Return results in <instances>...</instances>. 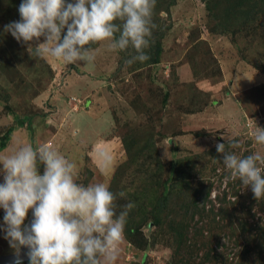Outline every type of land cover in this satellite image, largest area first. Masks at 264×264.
<instances>
[{
    "label": "rangeland",
    "instance_id": "1",
    "mask_svg": "<svg viewBox=\"0 0 264 264\" xmlns=\"http://www.w3.org/2000/svg\"><path fill=\"white\" fill-rule=\"evenodd\" d=\"M5 5L3 1V10ZM206 13L198 0H179L169 14L160 13L170 29L162 42L160 62L150 67L149 71L140 68L137 63H125L119 69L122 60L120 51H109L107 41L98 42L93 64H76L80 66V71L71 72L70 79L76 82L71 87L65 82L69 81L67 74L73 65L65 66L63 61L51 57L41 58L40 61L30 57L28 52V56L19 54L18 59L12 56L10 62L17 70L13 83L23 87L27 84L26 80L31 79L34 90H17L2 75L0 87L1 84L11 87L8 94L14 110L19 100H32L35 105L33 110L38 115L34 118L37 125L31 124L34 128H27L20 124L18 129L17 121L7 114L5 103L0 98V138L12 126L20 131L19 135H23L20 140L14 138L10 142V149L0 152V156L10 154L16 149L14 146L20 143L34 144V147L49 145L75 162L79 183L104 182L110 185L117 167L126 158L120 137L139 125H150L152 127L149 126L148 130L156 133V151L163 167L152 175L150 166H145L143 175L147 178L141 171V175L136 176L150 181H156L161 176L163 181H167L173 174L175 162L196 157L195 160L205 169L194 171L200 174V178L191 179V182L194 185L208 183L212 187L213 199L214 194L227 183V175H231L218 158L213 169L215 160L212 155L217 154L214 153L217 143L237 141L241 148L239 153H235L241 157L257 152L264 155V144L257 143L254 138L255 122L264 128V15L254 26L251 25L247 36L242 32L232 37L230 34L208 33L207 25L210 24H207ZM2 28L0 25V34ZM197 38L207 42L215 58L208 59L214 63V76L211 77L212 72L209 79L200 83H195L191 66L196 54L192 43ZM206 46L202 47V52H206ZM36 70L44 73V76H34ZM41 87L44 90L40 97L36 91ZM191 87H197L204 94L193 101H189L187 96L184 100L177 96L179 90L186 92ZM159 88L162 90L157 96ZM168 91L170 95L164 94ZM66 92L72 95L68 99ZM20 93L24 94L18 95ZM163 98L166 99L163 101ZM78 101L86 102L88 106H78L76 112H70ZM21 106L23 109L27 107L26 104ZM23 109L20 107L17 111L24 112ZM101 149H107L113 157V164L107 169L97 157ZM40 169L43 171L42 166ZM86 169L90 175L84 173ZM130 172L138 173L136 168ZM126 182V179L123 180V185L126 186ZM0 183H3L2 176ZM135 183L137 187L143 182L140 179ZM150 188L145 190L148 192ZM145 198L149 199L148 195ZM258 208V200H255L254 209L243 219L250 220V223L259 221L263 212ZM3 216L4 210L0 208V224H3ZM141 232L147 241L144 250L135 249L125 238L115 264H172L171 240L160 236L161 231L149 221L141 226ZM205 235L208 236L207 233ZM221 241L225 244L228 242L224 238ZM227 246L230 249L229 244ZM10 254H14L13 249L0 231V256ZM232 256L229 253V258ZM259 260H255V264Z\"/></svg>",
    "mask_w": 264,
    "mask_h": 264
},
{
    "label": "clouds",
    "instance_id": "2",
    "mask_svg": "<svg viewBox=\"0 0 264 264\" xmlns=\"http://www.w3.org/2000/svg\"><path fill=\"white\" fill-rule=\"evenodd\" d=\"M157 0H22L20 19L4 25L18 43L26 45L32 58L51 57L65 66L91 65L96 49L90 45L107 41L109 51L132 48L126 60L149 61L153 44V21ZM119 21V23H117ZM80 101L75 106H81ZM73 110H76L74 109ZM255 141L264 144V128L255 122ZM239 148L237 141H229ZM232 178L251 187L256 200L264 199V155L241 157L215 145ZM107 169L113 157L107 149L97 152ZM0 208L4 210L0 231L13 249V264H115L125 239L129 202L117 211L118 198L104 182H78L75 162L49 145H21L0 156ZM43 167L41 174L40 168ZM32 220L26 224L29 211ZM26 248L27 252L22 253Z\"/></svg>",
    "mask_w": 264,
    "mask_h": 264
},
{
    "label": "trees",
    "instance_id": "3",
    "mask_svg": "<svg viewBox=\"0 0 264 264\" xmlns=\"http://www.w3.org/2000/svg\"><path fill=\"white\" fill-rule=\"evenodd\" d=\"M3 1L6 2L5 10L1 8ZM178 1L157 0L153 15V21L157 25V28L153 31L154 42L151 48L146 50L151 59L143 63L136 61L135 63L140 68H147V71H149L150 67L159 64L162 42L170 29L165 25L160 13L169 14L171 8L177 5ZM198 1L207 11V24H210V26L207 25V28H209L207 30L208 33L213 35L230 34L233 37L237 33L242 34L243 32L244 36H247L254 23L259 21L260 16L264 15V0ZM21 2L22 0H0V25L3 27L0 34V75L14 84L15 89L24 92L33 87V80H26L27 84L23 87L20 84L13 83L17 70L15 71L10 59L12 56L18 59V55L21 53L28 56L27 50L10 33L4 32V25L20 19L18 7ZM192 44H194L192 46L193 50H196L195 57L191 60L193 79L195 83L204 82L209 79L212 72L211 77L214 76V63L208 59L215 58L212 56L206 41L197 38ZM97 46L98 43L90 45L93 49ZM204 46H206V52L201 51ZM119 51L122 56L118 67L120 69L126 60L135 55V50L129 48ZM36 59L42 60L41 58ZM218 74H220L219 71ZM34 76L42 78L44 73L36 70ZM10 82L7 83L10 84ZM9 88L0 87V98L5 103L7 114L12 115L16 121H21L22 126L27 125V128H32L31 124L38 115L34 112L30 100H19L15 107L16 110H14V106L10 103L12 98L8 94ZM161 90L159 88L157 96L161 94ZM169 92L164 94L167 95ZM202 93L201 90H197V87H191L186 92L183 89L179 90L177 96L183 100L187 96L188 99L190 98L189 101H193L194 98L202 96L204 94ZM166 98H163V101ZM25 104L27 107L23 109L21 105L25 106ZM81 106L87 107L88 104L82 102ZM20 107L24 112L17 111ZM149 126L139 125L120 137L126 158L117 167L110 184V190L114 193H125L124 198H118L117 200V211H120L122 206L129 202L135 204V207L129 212L125 228V238L128 243L137 250H144L147 241L141 232V226L149 221L157 230L161 231L160 236L168 237L171 240L173 249L172 264H255V260L259 259L258 264H264V203L260 202L264 199L258 200V209L263 212V217L259 221L250 223V220L243 219L248 217L254 209L256 199L251 187L245 188L239 178H232L228 174L224 188L214 194L212 199V187L208 183L199 182L194 185L191 182V179L200 178V174H196L194 171L201 172L205 169V166L199 164L195 160L196 157H194L193 159L182 158L175 162L173 174L167 181H163L161 176L157 177L156 181L140 178L143 182L142 185L134 186L135 182L140 180L139 176L136 175H141L139 174L140 171L143 175L145 166H150L149 170H153L152 175L163 167L156 151V133L154 134L151 130H148L152 127ZM14 127L7 128L5 136L0 138V151L6 147L9 135ZM226 151L239 153V148H231L227 142ZM214 153L217 154L212 155L215 160L212 164L213 169L216 168V159H219V163L223 159L222 154L218 153L217 150ZM134 168L138 173L130 172ZM40 172L43 171L40 169ZM84 173L90 175L87 169ZM127 176L129 179H127ZM144 178L147 177L144 176ZM125 179L127 181L126 186L123 185ZM148 187H151L149 190L151 193L145 190ZM143 189L145 193H142ZM146 195L149 199L145 198ZM251 233L254 235L252 236ZM223 238L228 241L227 244L222 243ZM228 244L230 249L227 246ZM229 253L233 255V258H229ZM23 264H29V261Z\"/></svg>",
    "mask_w": 264,
    "mask_h": 264
},
{
    "label": "crops",
    "instance_id": "4",
    "mask_svg": "<svg viewBox=\"0 0 264 264\" xmlns=\"http://www.w3.org/2000/svg\"><path fill=\"white\" fill-rule=\"evenodd\" d=\"M72 68L70 69L71 71H70V73L69 74H67L68 75V79H69V81L68 82H65V84H67L68 86H74V84L76 83L75 81H73L74 79H70V74H71V72H74V71H80V66L79 65H76V64H73V66H71ZM57 75V74H56ZM55 81V80H54ZM7 84H9V83H7ZM84 84H86V82L84 83ZM1 86L2 87H4V88H9L8 87V85H2L1 84ZM10 90H9V92L11 91V87L9 88ZM32 89L34 90V88L32 87ZM42 89V90H41ZM44 89H43V87H41L40 88V90H38V91H36V94L38 95V96H40L41 97V94H42V91H43ZM43 93H45V92H43ZM11 94H12V92H11ZM69 96H72L71 95V92L69 93V92H66V94H65V97H66V99H68L69 98ZM39 97V98H40ZM29 100H30V104H31V106H33V109H34V107H35V105L32 103V100L29 98ZM73 100H75V99H73ZM77 101V100H76ZM74 109H78V106H75L74 107ZM76 110H73V108H72V110H70V112H76ZM78 112V111H77ZM19 121V120H18ZM18 121H17V123H18ZM20 122V124H22L21 123V121H19ZM19 124V125H20ZM19 125L18 124H16V127L19 129ZM32 125H34V126H36L37 125V123L33 120V122H32ZM23 126H27V125H23ZM16 127H14L13 128V131L10 133V135H9V140L7 141V144H6V147L3 149V150H1L0 152H2V151H5V150H8V149H10V146H11V141L15 138H18L19 140H20V138H21V136H23V135H19V133L18 132H20L19 130H15L16 129ZM20 128H22V127H20ZM32 128H34L33 126H32ZM24 135H25V130H24ZM23 140V139H22ZM26 141V140H25ZM24 142V141H23ZM26 144H27V142H25ZM22 144L20 143L19 145H17V146H14V148H18V147H20ZM33 146H34V144H33ZM42 174V173H41ZM0 176H2V175H0Z\"/></svg>",
    "mask_w": 264,
    "mask_h": 264
},
{
    "label": "water",
    "instance_id": "5",
    "mask_svg": "<svg viewBox=\"0 0 264 264\" xmlns=\"http://www.w3.org/2000/svg\"><path fill=\"white\" fill-rule=\"evenodd\" d=\"M19 124H20V122L18 121V125ZM32 218H33L32 217V211L30 210L29 211V214H28V218H27V220H26L25 223L26 224L30 223V221L32 220ZM21 251H22V253L23 252H27V249L24 248ZM13 260H14V254L0 256V264H13ZM28 261L29 260H28L27 256H24L23 257V263L28 262Z\"/></svg>",
    "mask_w": 264,
    "mask_h": 264
}]
</instances>
